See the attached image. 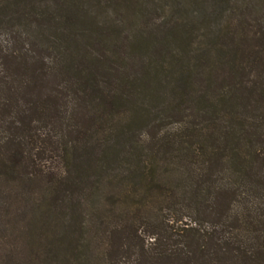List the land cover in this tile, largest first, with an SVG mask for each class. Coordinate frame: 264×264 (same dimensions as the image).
Listing matches in <instances>:
<instances>
[{"label": "trees", "instance_id": "1", "mask_svg": "<svg viewBox=\"0 0 264 264\" xmlns=\"http://www.w3.org/2000/svg\"><path fill=\"white\" fill-rule=\"evenodd\" d=\"M0 264H264V0H0Z\"/></svg>", "mask_w": 264, "mask_h": 264}]
</instances>
